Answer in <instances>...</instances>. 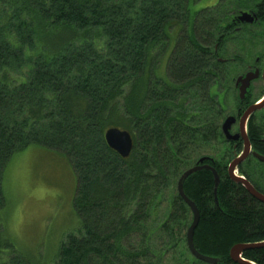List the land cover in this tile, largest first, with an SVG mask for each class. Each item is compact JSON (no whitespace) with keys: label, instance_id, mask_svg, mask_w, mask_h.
Masks as SVG:
<instances>
[{"label":"trees","instance_id":"obj_1","mask_svg":"<svg viewBox=\"0 0 264 264\" xmlns=\"http://www.w3.org/2000/svg\"><path fill=\"white\" fill-rule=\"evenodd\" d=\"M200 1L0 0V264H34L1 222L7 165L32 144L64 152L77 177L81 227L53 264H167L177 246L184 264H237L234 244L264 240V202L228 174L213 93L221 64L211 41L242 0L192 12ZM175 30L162 78L156 70ZM111 126L132 133L128 156L107 143ZM204 146L225 148L217 194L209 168L192 172L184 190L200 210L195 245L215 263L190 252L193 213L177 187ZM243 256L264 264V245Z\"/></svg>","mask_w":264,"mask_h":264},{"label":"rangeland","instance_id":"obj_2","mask_svg":"<svg viewBox=\"0 0 264 264\" xmlns=\"http://www.w3.org/2000/svg\"><path fill=\"white\" fill-rule=\"evenodd\" d=\"M215 1L202 0L191 6L192 12L214 5ZM176 32H172L170 45L161 55L156 70L159 77L167 78V63L176 43ZM213 90L221 92L216 86ZM227 99L229 104L233 102L232 95ZM224 149V146L217 150L204 146L201 151L220 158ZM251 175L260 182L255 174ZM76 185L77 177L70 160L59 150L32 144L15 153L9 161L4 180L7 206L1 222L5 235L34 264H53L65 237L81 227L74 204ZM182 250L183 247L177 246L168 252L167 264H184L180 258ZM190 259L185 249V263Z\"/></svg>","mask_w":264,"mask_h":264},{"label":"flooded vegetation","instance_id":"obj_3","mask_svg":"<svg viewBox=\"0 0 264 264\" xmlns=\"http://www.w3.org/2000/svg\"><path fill=\"white\" fill-rule=\"evenodd\" d=\"M245 11L252 20L240 19ZM218 32L211 44L214 46L212 55L221 64L217 75L218 81L214 86L221 90L222 96L220 97L221 92L213 90V93L220 100L218 111L221 118L220 130L230 150L231 161L243 154L244 138L241 127L245 112L260 103L261 105L256 107L247 119L245 118L244 124L249 139H253L255 143H264V0H242L232 10L231 20L225 22L223 29ZM242 87H245L244 91ZM228 95H232L231 104L228 102ZM228 116L234 118L230 132L238 134L236 138H228L224 132L223 123ZM253 128L258 130V133H254ZM254 142L251 141V152L240 161L237 169L239 174L247 179H249L247 174H255L260 180L257 181L258 186L264 189V160L254 154V151H257L264 155V151L256 147ZM204 155L209 156L204 163H210L214 167L217 165L219 157L212 154ZM230 161L227 163L228 174ZM250 182L254 185L251 180ZM256 188L264 193L260 188Z\"/></svg>","mask_w":264,"mask_h":264},{"label":"water","instance_id":"obj_4","mask_svg":"<svg viewBox=\"0 0 264 264\" xmlns=\"http://www.w3.org/2000/svg\"><path fill=\"white\" fill-rule=\"evenodd\" d=\"M240 19L242 21L252 20L251 17L249 16V13L246 11L243 12V14L240 16ZM244 88L242 87V89H243L242 91H244ZM260 105H261V103L253 105L244 114V117L242 120V127H241V132H242L243 138H244V150H243L242 155L236 156L229 163V174H230L231 178H233L235 181L243 183L246 186V188L248 189V191L253 196H255L256 198H258L259 200L264 202V193L261 192L259 189H257L250 182L249 179L245 178L243 175L238 174L236 172L237 165L240 163V161H242L244 159L246 154L251 152V141H250L249 136L247 134L246 124H244V120H245V118L247 119L248 115L256 107H258ZM233 120H234V118L232 116H228L226 118L225 122L223 123V129H224V132L228 138L238 137V134H232L230 132V126H231V123ZM105 138H106V141L109 144V146L112 147L113 149H115L116 151H118L122 156H128L134 147L133 135L128 129H123V128H120L118 126H111L106 130ZM254 154L257 157H259L260 159L264 160L263 154H261L257 151H254ZM208 157L209 156H206V155L201 156L196 164L185 169L184 172L181 174L179 180H178L177 187H178L179 194L184 198V200L187 202V204L190 206V208L193 212V220L187 229V235H186L188 247H189L191 253L194 256H196L197 258L202 259L206 262L215 263L219 260L217 257L210 256V255H207V254L200 252L195 245L194 234H195V229L199 223L200 210H199L197 203L193 199H191L184 190V181L192 172L197 171V170L202 169V168H210L211 170H213V172L215 174V191L217 194L218 186L220 183V178H219L217 170L215 169V167L213 165H211L210 163H204L203 162ZM262 245H264V240H261L258 242H252V243L251 242L236 243L231 247V250H230L231 258L233 259V261H235L238 264H257L253 260L244 257L243 252L247 248L262 246Z\"/></svg>","mask_w":264,"mask_h":264}]
</instances>
